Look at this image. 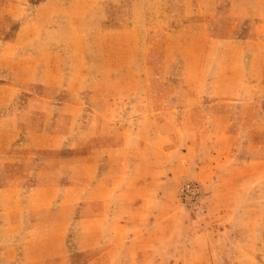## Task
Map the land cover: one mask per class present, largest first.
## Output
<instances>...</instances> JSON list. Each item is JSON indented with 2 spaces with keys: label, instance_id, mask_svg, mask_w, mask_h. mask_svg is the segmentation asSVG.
<instances>
[{
  "label": "rangeland",
  "instance_id": "374dc122",
  "mask_svg": "<svg viewBox=\"0 0 264 264\" xmlns=\"http://www.w3.org/2000/svg\"><path fill=\"white\" fill-rule=\"evenodd\" d=\"M164 1L0 0V83L35 69L15 100L21 108L17 120L27 112L28 131L36 132L41 144L44 134L67 135L48 150L53 161L45 181L54 176L64 184L65 169L75 178L92 176L100 149L112 145L77 142L84 126L108 119L117 128L113 132L120 127L119 136L131 135L116 152L130 156L136 167L129 178L132 208L118 201L117 216L128 227L125 233L118 226L123 240L116 264H264V0L239 5L223 0L216 10L215 0H209L203 10L212 14L197 23L196 9L189 6L184 25L193 20L191 36L182 28V16L178 24L156 22L179 10V0ZM18 52L31 58L6 62ZM48 57L61 62L59 74L54 65L47 70ZM46 73L61 80L50 82ZM60 108L70 112L63 115ZM76 108L85 114H76ZM93 108L113 112L96 115ZM166 108H203L196 132L201 135L190 138L192 125L173 131ZM103 123L89 134L106 133ZM173 132L174 140L167 136ZM145 133L148 143L137 144ZM80 155L92 158L77 159ZM66 156L69 165H63ZM146 167L152 171L139 186L137 168ZM112 171L119 178L125 169ZM34 172L16 162L0 175V244L18 245L30 235V217L36 215H30L28 202L41 195L33 192L41 185ZM188 186L193 192L184 191ZM74 189L67 185L64 191ZM15 201L22 204L23 226L13 234ZM80 243L84 248L74 249L68 264H97L99 257L84 251L85 238Z\"/></svg>",
  "mask_w": 264,
  "mask_h": 264
},
{
  "label": "crops",
  "instance_id": "0c3cea01",
  "mask_svg": "<svg viewBox=\"0 0 264 264\" xmlns=\"http://www.w3.org/2000/svg\"><path fill=\"white\" fill-rule=\"evenodd\" d=\"M188 1H190V5H188ZM244 1L245 0H235L234 4H243ZM206 2L210 1L179 0V12L174 8L165 19H157L156 22H162L163 25H165V23L178 24V22L182 21L178 19V16H182L184 20L181 23L183 25L182 28L184 27L186 33L191 36V34L195 32L194 26L192 25L193 20L187 25H184L187 16L186 12L189 9V6L192 8L194 7L197 13V18L194 23H197L198 20H201L208 14H212V11L206 12L203 10ZM160 3H163L162 5H164L165 1L160 0ZM223 4V0H215V10L217 9V6H223ZM234 11L236 12L237 10ZM169 16L173 17V19L168 18ZM159 28L160 29L158 30L163 32V29L161 27ZM163 38H165V36H163ZM18 53H14V56H11L13 57L11 58V61H7L6 59V62L12 63L10 65H18L17 61H27L31 58L25 56L26 53ZM48 59L49 57L45 59V62L48 64V71H52L53 65L54 71L59 69V64L61 62H58V60L55 62L53 60L54 58L51 61ZM41 64L42 62L38 65L41 66ZM142 64L147 66L148 60L145 62L142 60ZM34 71L35 69H28L26 72H18L17 74H13L15 76V82H10V84L0 83V175H4V172L10 165H12V163L22 162L27 164L29 171H36L34 172V175L39 178L41 184L38 189L33 191L41 194L40 197L28 202V209L32 210L30 215L31 213L32 215H36L35 220L32 218L34 216L30 217L31 232L29 237L24 239V241L20 242L18 245L0 244V264H68L72 258L70 254H73L74 249L84 248L81 243L78 245V240L81 238H85L88 243V247H86V250L84 251L92 250L95 256L99 257L96 262L97 264H116L117 251L120 247V244L118 243L123 240L117 236L118 226L120 229L124 226L125 233L127 232L128 227V224L125 223L123 225L120 222L122 218L117 216V206L120 204L118 201L123 200L124 208H132L134 200L132 194L133 185L130 184L129 178L132 175L134 168H136L134 167V162L132 163L133 160L129 159L130 156L127 154L124 157L118 156L116 152L118 146L124 144L131 135L127 134L128 132H125L124 135L119 136L118 133L121 131L120 127L119 130L113 132V129L116 127H113L111 123L114 121L108 119H98L91 127L84 126V131L78 136V139H76L77 142L84 139L94 140L100 143L108 142L110 146L112 145L111 148L102 147L100 149V157L97 160L98 165L96 169H94L92 176L90 173H86L89 180L86 179V176L75 178L72 174V169H65L64 173L66 174L67 172V175L64 184L58 182L59 179L56 182L54 176H52L53 179L45 181L46 167L50 165L51 161H53L52 152L48 150L52 149L53 140H62L63 143L67 135L63 133L54 137L52 135L44 134L42 137V141H44L42 142V145L40 143L41 138L37 136V133L35 132L34 134H31L28 131L31 127L28 125L27 112H24V114L17 120V115H20L17 112L21 108H15L17 107L15 106V100L20 94L21 86L31 83V75L32 77H35ZM57 73H60V69ZM48 74L49 73H46V79L50 82H53L54 78L56 80H61V77H49ZM9 80L11 81L12 78H9ZM50 82L45 85L52 86L53 84ZM27 109L32 111L40 110L41 108ZM49 109L52 110V108ZM60 109L63 115L65 113L68 115L70 112V108ZM112 109L113 108H93V111L96 115L97 112L105 111L111 115L113 112ZM165 113L169 114L171 119L174 120V122L170 121L173 131L181 130V125L188 126V128L191 129L192 125L194 132L189 135L190 138H197L201 135V132H199L198 135L196 132L202 124V117L204 115L203 108H166ZM179 113L184 114L179 117ZM76 114H85L84 108H76ZM196 116L197 119H193ZM140 120H143V117ZM193 120H196V123H194ZM100 121H103V124L106 125V133L90 135L89 130L98 128ZM167 123L169 122L167 121ZM130 128V126H124V128L121 129L125 131ZM204 134L218 138V135H214L211 131H205ZM167 136L170 137L169 139L174 140V137L178 136V133L173 132ZM148 137L147 133H145L136 143L146 145L148 143ZM69 157L70 156L65 157L66 161H64L65 164L63 165H69ZM79 157H85L87 159L92 158L91 155L76 156L77 159ZM113 166L125 169L124 173L119 175V178L113 173ZM145 170L146 171L137 168V173L140 174L139 176L141 177L139 186L143 185L144 177L152 171L147 167ZM65 174L63 175L64 177ZM62 185H64V187L61 188ZM67 185L75 187V192L70 193L71 197L69 196L70 194H68L69 190L64 191ZM90 193H94L95 195L91 198L87 197V194L89 195ZM5 203H8V201ZM21 207V203L14 202V207L12 209L14 217L13 224H16L17 227L15 226L13 228V234L20 232L23 226V224H21L23 220H20ZM125 214H127V212ZM125 217H128L126 222L130 221L129 216ZM32 229H36L37 232L35 231L36 233L33 234ZM73 229H76L75 238L77 241L72 243L70 235ZM91 233L93 236L90 243L88 239L91 236ZM3 240L8 242L9 238L5 237Z\"/></svg>",
  "mask_w": 264,
  "mask_h": 264
},
{
  "label": "built area",
  "instance_id": "2783aa9c",
  "mask_svg": "<svg viewBox=\"0 0 264 264\" xmlns=\"http://www.w3.org/2000/svg\"><path fill=\"white\" fill-rule=\"evenodd\" d=\"M192 187L191 186H188L187 189H185L184 191L188 192V191H191L193 192L192 190H190Z\"/></svg>",
  "mask_w": 264,
  "mask_h": 264
}]
</instances>
